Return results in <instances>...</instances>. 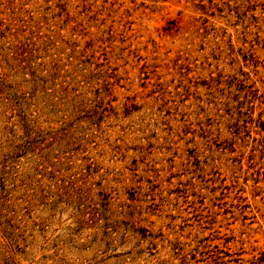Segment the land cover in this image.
Instances as JSON below:
<instances>
[{
    "label": "rangeland",
    "instance_id": "rangeland-1",
    "mask_svg": "<svg viewBox=\"0 0 264 264\" xmlns=\"http://www.w3.org/2000/svg\"><path fill=\"white\" fill-rule=\"evenodd\" d=\"M0 264H264V0H0Z\"/></svg>",
    "mask_w": 264,
    "mask_h": 264
}]
</instances>
